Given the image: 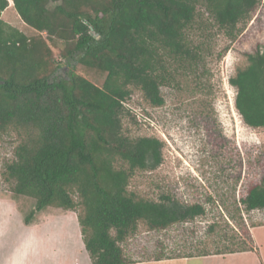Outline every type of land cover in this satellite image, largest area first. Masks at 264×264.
<instances>
[{"label":"trees","instance_id":"obj_1","mask_svg":"<svg viewBox=\"0 0 264 264\" xmlns=\"http://www.w3.org/2000/svg\"><path fill=\"white\" fill-rule=\"evenodd\" d=\"M12 2L35 35L2 18ZM260 2L0 0V136L16 135L2 176L12 198L35 199L25 223L49 206L76 212L93 264L253 250L254 245L242 241L214 251L199 245L189 254L130 257L122 243L137 233L140 223L160 231L207 211L200 202L182 204L169 195L156 200L130 187L137 170L162 163L165 144L156 136L125 134L123 119L127 113L134 116L126 106L134 89L151 105L162 106L161 88L197 60L200 48L190 31L199 8L234 40ZM247 56L248 64L229 79L236 89L235 108L247 126L264 128V50L258 47ZM79 66L103 74V85L79 73ZM235 205L241 212L264 209V176L250 182ZM217 225L208 232L215 233ZM254 226L244 225L253 242ZM230 238L234 241L235 234Z\"/></svg>","mask_w":264,"mask_h":264},{"label":"rangeland","instance_id":"obj_2","mask_svg":"<svg viewBox=\"0 0 264 264\" xmlns=\"http://www.w3.org/2000/svg\"><path fill=\"white\" fill-rule=\"evenodd\" d=\"M198 11L190 37L200 48L199 57L189 64L191 67L180 69L175 82L161 88L165 97L162 106L151 105L134 89L126 104L134 116L125 115L123 132L131 137L156 136L165 144L162 163L137 170L130 182L132 189L156 200L169 195L182 204L200 202L207 213L160 231H151L140 223L137 233L122 243L135 259L189 254L198 251L199 245L213 251L242 241L254 245L244 231L245 224H257L254 236L258 243H264V209L241 212L235 207V200L240 201L248 184L264 176V128H251L243 122L235 108L236 89L229 82L239 67L248 64L247 53L258 47L264 50V0L234 40L204 8ZM2 18L28 36L37 33L20 18L13 2ZM77 71L103 85V74L82 66ZM15 140L14 133L0 136V198L13 197L2 169L13 157ZM15 205L25 218L33 210L35 199L21 196L15 199ZM64 211L49 206L42 215ZM214 223L217 230L210 234L208 229ZM234 225L239 227L236 232ZM233 233L234 241L230 238Z\"/></svg>","mask_w":264,"mask_h":264},{"label":"crops","instance_id":"obj_3","mask_svg":"<svg viewBox=\"0 0 264 264\" xmlns=\"http://www.w3.org/2000/svg\"><path fill=\"white\" fill-rule=\"evenodd\" d=\"M42 214L37 213L27 225L15 199L0 198V264H93L76 212ZM256 226L250 228L253 250L132 264H264V243L254 236Z\"/></svg>","mask_w":264,"mask_h":264}]
</instances>
